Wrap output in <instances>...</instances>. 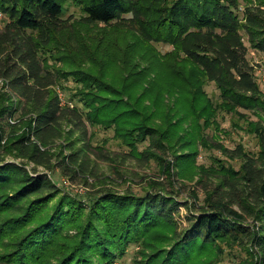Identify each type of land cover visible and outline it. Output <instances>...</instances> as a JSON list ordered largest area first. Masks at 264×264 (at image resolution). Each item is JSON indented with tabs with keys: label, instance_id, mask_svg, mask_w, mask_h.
Segmentation results:
<instances>
[{
	"label": "trees",
	"instance_id": "16d2710c",
	"mask_svg": "<svg viewBox=\"0 0 264 264\" xmlns=\"http://www.w3.org/2000/svg\"><path fill=\"white\" fill-rule=\"evenodd\" d=\"M70 3L82 11L71 23ZM0 14V80L9 89L0 92V264H116L131 246L133 264H220L222 245L246 248L250 258L237 264H264V92L248 58L249 48L264 53V0H0ZM113 23L126 31L91 34L94 24ZM154 43L173 50L160 54ZM86 60L92 65L83 68ZM69 78L81 86L67 94L72 107L53 90ZM206 81L218 101L204 92ZM220 111L257 116L246 119L256 153L206 138ZM88 124L112 129L127 157L154 160L169 184L174 173L204 183L198 213L181 228L163 181L81 199L47 173L6 160L52 169L58 155L63 175L87 182L90 155L108 157ZM57 139L65 144L52 152ZM199 144L239 167L216 156L199 164Z\"/></svg>",
	"mask_w": 264,
	"mask_h": 264
},
{
	"label": "rangeland",
	"instance_id": "374dc122",
	"mask_svg": "<svg viewBox=\"0 0 264 264\" xmlns=\"http://www.w3.org/2000/svg\"><path fill=\"white\" fill-rule=\"evenodd\" d=\"M81 16L82 11L79 9V6L72 3L67 5L64 14V18L66 20H70L71 23L75 20H80ZM5 22V16L0 14V30L3 28ZM116 28L117 26H115V23L110 25L94 24L91 27V34L95 37L100 35L107 36L108 38L109 36L116 35L117 32L126 31L125 28H119V31L116 32ZM80 32L82 31L80 30ZM117 42L121 43V40H117ZM154 46L157 50H159L160 54L173 50L170 45L165 43H154ZM88 47L89 46L86 48ZM248 58L255 67V77L264 92V53L249 48ZM84 59L87 58L84 57ZM85 63L82 65L83 68L87 67V65L89 66L90 62L86 60ZM90 65L92 64L90 63ZM75 86L78 88L81 87L80 84H74L72 78H69V80L61 79L60 82L53 87V90L57 94L61 104L68 103L71 107L76 105V101L70 99L69 95H67L69 91H73ZM66 87L69 88V90ZM203 90L208 97L213 99L214 102L218 101V90L213 82L206 81L203 85ZM1 91H9L8 87L3 83V80H0V92ZM218 114L219 115L216 119L218 122V129H215L214 125H211L204 131L206 138H208L210 142H218L229 149L235 148L237 144H242L246 150L255 153L258 151L256 138L246 132V119L256 121L258 120L256 115L251 114V112H242L241 116H239L238 114L228 113L225 111H220ZM15 118L7 115L4 120L8 121L10 124H14L15 122H18V119ZM66 128L68 129L70 127L66 126ZM88 132L91 134L92 143L94 145H103V152L108 154V157L103 160L96 155H90L91 169L95 175L88 176L87 182H84L81 179L73 181L70 177L63 175L62 170L56 167L58 162L61 160V156L58 155L50 156V163L53 165L52 169L42 165L35 166L34 163L29 161L27 158L7 155L6 160L7 162H23L28 170L36 168L39 172L47 173L49 178L56 182L63 192L79 196L81 199H87L89 193H92L102 187L114 188L119 192H123L126 189H132L135 192L140 193L144 188L148 187V182H150L149 180L153 179L163 181L166 184L167 190L172 192V195L176 197L179 203V213L175 218L181 228L188 224V216L198 213L196 205L199 199L197 197L195 198V196L198 195L200 199H203L204 193L202 192V188L204 183L196 184L195 180L197 178H195L194 181L177 179V177L174 176V173L171 177V182L169 181V184L167 181L168 177L166 178V176L164 177V175H161L158 163L154 160H150L148 163L143 164L141 162H137L133 158L127 157V149L120 145L119 140L114 139L112 129H105L88 124ZM181 133L182 131H180L178 135ZM77 134L78 133H75L73 136L75 137ZM148 142L149 141L146 140L144 143H141L139 145V149H144L148 145ZM59 144L64 145L65 140L57 139L53 146L49 147V150L57 152ZM40 148L45 150L43 147ZM199 151V164L210 166V164L213 163V157L216 156L224 159L226 164L232 165L235 169H237L240 165V160L238 158H228V156L218 149L204 148L201 144H199ZM67 152L68 150L64 149V154H67ZM168 160L171 164H173L172 156H169ZM172 170H176L173 165ZM204 182H207L208 185L212 184L210 179L205 178ZM214 182H216V180H214ZM201 203L202 200L199 204ZM222 246L224 247V253L222 254L220 264H237L250 258L249 253L244 247L235 245L229 249L226 248V245ZM136 255V248L131 246L124 257L116 264H133ZM253 258L258 260V256L256 257V254L253 255Z\"/></svg>",
	"mask_w": 264,
	"mask_h": 264
}]
</instances>
